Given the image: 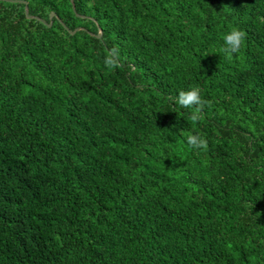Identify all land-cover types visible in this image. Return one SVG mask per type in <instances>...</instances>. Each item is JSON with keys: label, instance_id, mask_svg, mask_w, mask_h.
<instances>
[{"label": "trees", "instance_id": "1", "mask_svg": "<svg viewBox=\"0 0 264 264\" xmlns=\"http://www.w3.org/2000/svg\"><path fill=\"white\" fill-rule=\"evenodd\" d=\"M261 18L264 0H0V264H264ZM190 86L198 122L174 99Z\"/></svg>", "mask_w": 264, "mask_h": 264}, {"label": "clouds", "instance_id": "2", "mask_svg": "<svg viewBox=\"0 0 264 264\" xmlns=\"http://www.w3.org/2000/svg\"><path fill=\"white\" fill-rule=\"evenodd\" d=\"M264 19V18H261ZM246 39V33L233 27L223 37L224 46L223 53L226 57L237 54ZM104 64L107 68L115 69L121 66L120 55L117 48H113L106 52ZM175 103L182 108L191 109L190 119L193 122H198L203 115V109L208 104V101L202 98L201 89L199 86H190L187 90H181L174 98ZM188 146L195 150H207V139L198 134H189L186 137Z\"/></svg>", "mask_w": 264, "mask_h": 264}, {"label": "water", "instance_id": "3", "mask_svg": "<svg viewBox=\"0 0 264 264\" xmlns=\"http://www.w3.org/2000/svg\"><path fill=\"white\" fill-rule=\"evenodd\" d=\"M74 9H75V8H74ZM52 16H53V15H52ZM52 16H51V17H52ZM100 36H101V34L99 35V37H100Z\"/></svg>", "mask_w": 264, "mask_h": 264}]
</instances>
